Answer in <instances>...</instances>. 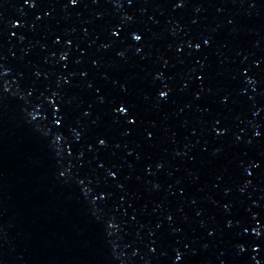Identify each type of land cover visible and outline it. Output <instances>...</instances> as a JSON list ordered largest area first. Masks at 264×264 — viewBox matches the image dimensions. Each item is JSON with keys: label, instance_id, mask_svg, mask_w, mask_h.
<instances>
[{"label": "water", "instance_id": "water-1", "mask_svg": "<svg viewBox=\"0 0 264 264\" xmlns=\"http://www.w3.org/2000/svg\"><path fill=\"white\" fill-rule=\"evenodd\" d=\"M0 264H264V0H0Z\"/></svg>", "mask_w": 264, "mask_h": 264}, {"label": "snow or ice", "instance_id": "snow-or-ice-1", "mask_svg": "<svg viewBox=\"0 0 264 264\" xmlns=\"http://www.w3.org/2000/svg\"><path fill=\"white\" fill-rule=\"evenodd\" d=\"M78 2H79V0H68V3L71 4V5H76V4H78ZM132 38H133V40H135V41H140V40H141V36L136 35V34H133V35H132ZM205 43H207V41H205ZM137 51H139V49H137ZM64 58H65L64 56H61V59H64ZM159 95H160L161 98H163V97L166 96V93H164L163 91H161V92L159 93ZM116 111H118V112L121 113V114H124V113L126 112V108H125V107H118V108L116 109ZM132 122H133V121H132L131 119L128 120V123H132ZM257 135H259V133H257ZM100 143L103 144L104 141L101 140ZM253 167H258V165L253 164ZM259 234H260L259 232L256 233L257 236H259ZM179 259H180V257L177 256V260H179Z\"/></svg>", "mask_w": 264, "mask_h": 264}]
</instances>
